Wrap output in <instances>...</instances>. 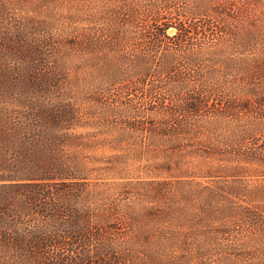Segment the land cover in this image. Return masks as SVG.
Returning a JSON list of instances; mask_svg holds the SVG:
<instances>
[{"label": "trees", "instance_id": "1", "mask_svg": "<svg viewBox=\"0 0 264 264\" xmlns=\"http://www.w3.org/2000/svg\"><path fill=\"white\" fill-rule=\"evenodd\" d=\"M56 1L48 0L34 10L45 17L49 14L50 22L53 21L52 25L57 26L59 22L53 10ZM176 2L179 0H110L106 7L109 14L102 19L101 28L85 31L78 29L77 35L73 32V37L62 44L54 56V66L44 73L40 71L43 64L40 61L43 57L40 47L27 41L30 37L27 29L22 26L14 29L12 33L22 35L17 41L28 50L30 63L27 64L34 76L28 83L5 86L0 90V101H11L6 95L18 96L14 103H0V264H49L50 261L62 264H128L137 259L135 251L139 249L144 250L139 255L157 263L172 258L175 255L173 250L179 248L181 240L190 241L192 234L199 240L205 236L206 232H195L194 227H188L189 224L184 225L189 228L187 233L181 234L186 208L177 210L176 206H185L180 203L167 202L164 212H149L144 216L137 213L135 207H131L125 211V216L132 227L137 229V235L130 242L121 244V254L110 249L109 242L108 245L97 246L95 255L91 252L92 242L100 243L103 237L99 230L93 228L95 225L87 216L89 208L97 209L88 204L87 200L93 194L87 186L93 176L109 170L100 169V165H117L119 157L112 156L105 163V158L94 147L96 134L88 132L95 122L89 120L86 123L79 116L76 102L70 97L73 88H64L72 83L61 79V73L66 70L68 62L77 60L82 54H88L83 63L95 67L98 76L108 78L112 85L136 80L145 84V80L157 76L172 79L179 65L173 57L180 54L182 49L183 53L187 52L183 62L188 67L206 61L207 57L229 52V55L232 54L230 58L219 57L208 61L223 67L222 75L218 78L224 80L228 76L237 77L238 80L233 82L236 85H241L239 83L244 75L255 79L258 75L264 77V61H261L262 69L256 71L253 57L256 41L264 38V25L260 30L253 25L254 18L251 20L252 17H246L241 25L251 24V27H247L248 33L245 36L237 35L238 32L232 26L220 28L217 31L220 36L233 37V43L220 47L217 52H211L202 44H194L193 39L198 38L201 43L202 36L204 39L209 32L206 25L199 27L197 23H202L212 14H224L222 10L212 7L218 5V1L198 0L189 3V7L183 10L172 5ZM239 2L246 9L262 8L264 5V0ZM48 3L52 8L47 7ZM21 6L24 5L13 0L7 4L0 2V19L3 14L7 15L10 7ZM78 16L79 12L72 15L71 20H77ZM97 16L101 15L89 13L87 22L93 24L92 20H96ZM44 22L40 25L51 24ZM100 34L113 41L114 51L121 47L135 48L138 51L136 56L131 58L130 55H119L110 61L104 55L106 49L104 42L99 40ZM136 41L144 44L135 47ZM224 47L225 51L222 50ZM236 53L242 55V58H233ZM158 54L164 55L160 63L152 59ZM154 67L157 70L153 71ZM178 77L171 82L174 90H168L173 97H178L182 90L189 87L187 77L177 80ZM216 77L210 74L208 79L213 81ZM204 94L207 93L199 92L198 97L190 96L180 105L167 110V119L164 116L157 126L150 123V126L145 127L149 136L163 138L160 146L165 150H160L159 144L153 143L145 151L134 150L133 154L132 151H123L121 160L132 156L136 160L147 158L151 161L163 156L166 165L172 161L177 165L183 159L179 152L185 149L189 155L200 154L202 160L198 166L199 173L194 175L200 178L211 177V172L215 170L209 162L212 159L228 162L217 166V169L225 171L245 168V165H239L244 162L261 161L264 164V159L257 157V154L243 152L244 142L253 134L248 129L241 130L238 135L221 138L223 140L219 143H228L233 147L229 152L211 147V141L217 138L214 130L221 119L252 111V103L255 108L264 107V96L252 93L249 96L251 105L234 102L225 107L223 104L221 111H218L207 101L209 97H203ZM158 96V91H146L149 102L145 106L148 111L153 112V105L165 111L168 105L164 106L165 102L160 101ZM218 100L223 103V100ZM171 104L174 105V100H171ZM122 107L116 110L106 108L103 116H119L131 120L140 115L132 106L125 107L122 104ZM124 126L134 131L137 125L131 121ZM120 135L131 138L133 134L126 129L124 135ZM189 142L191 145L183 146ZM153 194L152 199H163L165 189L162 185L157 186ZM206 194L207 201L202 209L208 215L207 208L212 207L211 202L221 196L216 197L218 193L215 192ZM105 200L107 203L108 200ZM249 223L257 224L254 220ZM223 233L226 231H220V234ZM195 242L196 259L202 261L207 256L206 250L202 245L198 246L201 241Z\"/></svg>", "mask_w": 264, "mask_h": 264}, {"label": "rangeland", "instance_id": "2", "mask_svg": "<svg viewBox=\"0 0 264 264\" xmlns=\"http://www.w3.org/2000/svg\"><path fill=\"white\" fill-rule=\"evenodd\" d=\"M10 1L0 0L6 4ZM13 1L24 6L10 7V10H7V15L3 14L0 19V90L5 86L28 83L27 81H30L34 76L30 73L27 64L30 63L28 50L17 41L21 39L22 35L12 33L16 27L22 26L27 29L30 34L27 41L40 47L39 51L43 53L40 60L43 61L40 71L44 73L46 69L54 66V56L61 45L73 37V32L74 35H77L76 30L78 29L85 31L101 28L102 19H105L104 16L109 14L106 7L110 4V0H57L53 9L59 22L56 26L52 25L53 21L50 22L49 14L45 17L34 10L36 6L46 4L48 0ZM197 1L190 0L189 3ZM217 1L218 5L212 7L222 10L224 14H212L202 23H197L196 26L199 27L206 25L209 32L204 39L202 36L201 43L198 38L193 39L194 44H202L211 52L219 51L220 47L232 44L233 37H225L223 34L220 36L221 34L217 31L224 26H232L238 32L237 35L245 36L248 33L247 27H251V24L241 25L246 21V17H252L251 20L254 18L253 25L262 29L264 5L262 8L249 7L246 9L241 6L239 0ZM189 3L187 0H179L172 5L183 10L189 7ZM47 7H50L49 3ZM78 12L77 20H71L72 15ZM89 13L101 16H97L96 20H92L93 24H90L87 22ZM44 21L51 23L50 26L48 24L41 26L40 23H45ZM100 35L99 40L104 42L106 49L104 55H107L110 61L119 55H130L131 58L136 56L138 51L135 48L125 47L122 49L121 47L120 50L114 51L113 41L108 40L105 35ZM134 43L135 47L144 44L142 41ZM225 47L222 49L223 51H225ZM179 53L173 57L179 62L175 77L167 79L157 76L145 80V84L137 80L119 85L110 84L108 78L98 76L95 67L83 63L88 54L79 55L77 60L68 62L66 70L61 73L63 82L72 83L64 88L65 90L73 88L70 97L76 102L79 116L86 123L89 120L95 122L94 127L89 128L88 132L96 134L97 142L94 147L102 154L101 157L105 158V163L112 156L119 157L117 165L110 167L100 165V169L109 170L101 171L100 174L93 176L87 186L91 195L93 194L87 200L88 204L97 207V209L89 208L87 216L90 222L95 225L93 228L96 231L99 230L103 237L100 243L92 242L91 252L95 255L98 250L97 246L108 245L109 242V244L111 243L109 248L115 249L117 253L121 254V244L130 242L134 235H137V229L132 227L129 219L125 216V211L129 208L135 207L137 213L144 216L149 212L162 213L165 211L167 202H177L185 205L184 207L176 206L177 210L186 208L182 225L189 224L188 227L190 229L194 227L195 232H206L205 236L199 240L192 234L190 241L181 240L179 248H174L175 255L172 258L163 259L157 263L148 261L144 256L139 255L144 251L143 249L136 250L137 259L128 262V264H264V164L261 161L244 162L239 165L241 167L245 165V168L225 171L217 169V166L225 165L228 162L212 159L209 162L215 170L211 172V177L200 178L194 177L199 173L198 166L202 160L200 154L189 155L185 149L179 152L183 159L177 165L173 161L166 165L167 161L163 156H158L156 160L151 161L147 158L136 160L132 156L130 159L121 160L123 151H132V154L135 153L134 150L145 151L144 149L153 143L159 144L160 150H165L160 146L163 138L149 136L145 127L150 126V123L157 126L163 121L164 116L167 119V110L180 105L190 96L198 97L199 92L207 93L203 97H209L207 101L212 103V106H215L218 111H221L220 107L223 104L224 107L234 102L251 105L249 96L252 93L264 96V77L261 75H258L257 79L250 75H244L239 83L241 85L233 83L238 80L237 77L228 76L224 80L221 77L218 78L222 75L223 67L214 65L208 60L219 57L230 58L232 54L229 55V52L207 57L206 61L189 67L187 63L183 62V57L187 56V52L184 54L182 49V52L179 51ZM163 56L158 54L152 59L160 63ZM253 57L255 58L254 68L256 71H260L263 63L261 61H264V38L256 41ZM233 58H242V55L236 53ZM254 58L250 57V59ZM155 69L157 70L156 67L152 70ZM210 74H213V77L217 76L216 79L209 81ZM177 76H180L177 80L187 77L189 87L182 90L178 97H173L168 90H174V85L172 86L171 82ZM148 89L160 93L158 99L165 102L164 106L168 105L164 108L165 111L153 104L151 106L153 105L154 113L147 110L145 105L149 102L146 98ZM6 97L11 101H0L2 105L14 103L18 98V96L11 95H6ZM218 99L223 100V103ZM252 99L254 100V98ZM171 100H174V105L171 104ZM122 104L125 107L126 105L132 106L140 115L138 114L137 118L131 120L119 116H103L106 108L116 110L121 108ZM252 104V111L237 115L232 113V116L221 119L217 123V128L214 130V135L216 134L217 138L211 141L212 149H218L221 152L231 151L230 148H233L231 144L219 142L229 136L238 135L241 130L248 129L253 131V134L244 142L245 150L243 152L254 153L260 159H264V107L256 106L255 108V104ZM131 121L137 125L134 131L124 126L126 122ZM126 129L133 134L131 138L120 135H124ZM177 145L179 144L177 143ZM188 145L191 143H184L183 146ZM161 185L165 189L164 198L152 199L156 187ZM212 192L218 193L216 197H221L211 202L212 207L207 208L209 211L207 215L202 206L207 201L206 193ZM105 199L108 200L107 203L104 202ZM251 220L256 221L257 224L251 225L249 223ZM188 229L186 226L182 227L181 234L187 233ZM220 231H226V233L220 234ZM195 241H201L198 246L202 245L206 250L207 256L202 261L196 259L195 245L197 244ZM49 264L62 263L50 261Z\"/></svg>", "mask_w": 264, "mask_h": 264}]
</instances>
